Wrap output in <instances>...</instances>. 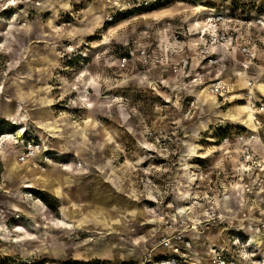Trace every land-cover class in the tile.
Here are the masks:
<instances>
[{
  "label": "rangeland",
  "instance_id": "374dc122",
  "mask_svg": "<svg viewBox=\"0 0 264 264\" xmlns=\"http://www.w3.org/2000/svg\"><path fill=\"white\" fill-rule=\"evenodd\" d=\"M157 1L0 0V126L44 146L26 164L18 145L0 147V260L138 264L171 223H199L221 211L223 223L187 234L194 264L197 237H245L233 228L229 204L244 189L243 174L254 179L249 204L264 210V173L255 165L243 173L235 140L254 135V160L262 158L264 116L256 130L244 85L255 77L253 97L264 100V0ZM232 2L250 10L233 12ZM210 13L234 17L237 35L256 53L249 70L242 71L237 46L215 48V66L200 63L194 44ZM142 49L160 63L139 65ZM124 56L132 60L122 68ZM185 57L188 70L174 73ZM216 78L228 86L223 99L208 92ZM3 113L23 119L14 125ZM8 145L24 167L18 175L7 171ZM32 179L34 188L23 187ZM245 196L239 207L247 206ZM141 208L144 214L135 212ZM184 208L187 219L178 212ZM71 211L72 221L62 215ZM197 259L209 264L204 252Z\"/></svg>",
  "mask_w": 264,
  "mask_h": 264
},
{
  "label": "built area",
  "instance_id": "2783aa9c",
  "mask_svg": "<svg viewBox=\"0 0 264 264\" xmlns=\"http://www.w3.org/2000/svg\"><path fill=\"white\" fill-rule=\"evenodd\" d=\"M155 2H157V0H145L146 5ZM233 21L234 17L225 18L221 15L209 14L205 20V22H207V28H204L199 32L198 40L194 44L196 54L200 57V63H205V65L208 66H215L218 63V59L214 54L215 48L220 47L228 49L237 46L240 54L244 57V61L240 63L242 71H247L254 66V61L256 59L254 47L251 46L248 41L245 42L239 38L235 30L236 26L232 24ZM135 59L141 66H152L160 63V60L154 55V52L146 49L138 51ZM131 60V58L124 56L121 59L120 67H125ZM190 64V58H182L178 63L172 66V71L174 73L184 74L188 70ZM254 86L253 79H249L245 82L246 100L248 106L253 111L252 124L257 130L262 128L263 125L260 118L261 116H264V100L254 99ZM208 92L215 99H223L228 93V86L224 81L216 78L209 83ZM24 136H27L25 135V132L22 134L21 138L17 133L5 132L0 134V147L11 142L13 139L17 142L15 145L21 147L22 151L18 157L20 163H25L26 161L33 159L37 153L42 152L44 149L43 143L36 142L29 136L26 138L28 140H24ZM255 138L254 135H238L235 137L236 142L241 144V148L239 149L240 159L242 160L240 168H242L243 173L246 174L251 172L253 165L258 168L259 172L264 173V148L262 158H259L258 162L254 160L253 146ZM225 141H227V139H225ZM78 167H80V164H78ZM263 176L258 182L259 185H261ZM244 177L247 176L243 174V176L238 178V181L242 182L244 186V194L251 196L253 195L254 179L248 177V180L250 181H247ZM189 210L185 214L181 213L186 219L190 214ZM203 217L205 220H202L199 223L182 221L184 226L174 227L175 225L171 223V226L168 228L170 229L168 231L170 234L161 238L157 246L146 252L138 264H189L192 255L190 250L192 248V242L190 238L187 237V234L200 227L201 224H204L205 226L209 222H217L218 224H221L227 219L221 211L212 214L206 213ZM231 218L232 217H230V219ZM244 221L248 222L246 228L250 231L264 232V222L256 221L249 217ZM248 243L249 238L243 240V237L240 236L236 238L232 237L227 247H211L208 260L209 264H264L262 258L260 260H254V257L257 255V249L253 248V246L247 247ZM156 248H159L161 252L153 253Z\"/></svg>",
  "mask_w": 264,
  "mask_h": 264
},
{
  "label": "crops",
  "instance_id": "0c3cea01",
  "mask_svg": "<svg viewBox=\"0 0 264 264\" xmlns=\"http://www.w3.org/2000/svg\"><path fill=\"white\" fill-rule=\"evenodd\" d=\"M253 77H254V75H253ZM255 78V77H254ZM254 78H252V79H254ZM223 81H224V79H223ZM254 87H256V86H254ZM256 89V88H255ZM245 108V107H244ZM249 112V111H248ZM16 115H19V113H17V114H15V115H13V114H8V113H3L2 114V117L7 121V122H11V121H14L13 119L14 118H17L18 117V119H20L21 117H19V116H16ZM6 116H10L9 118L8 117H6ZM22 119H23V117H22ZM22 119H20V120H22ZM20 148V147H19ZM21 151H22V149L20 148L19 149V152L17 153V158L19 157V155H20V153H21ZM260 150H258V153H259V155L263 152V150H261L260 152H259ZM2 152H0V154H1ZM8 153H11V152H8ZM12 155H13V152L11 153ZM39 155V153H37L36 155H35V157L36 156H38ZM13 157H14V155H13ZM15 158V157H14ZM32 159H30V160H28V161H26L25 163H23V164H26V163H28L29 161H31ZM17 162V161H16ZM86 164H88V160L86 159ZM232 197V201H230L229 202V204H230V206H235V209H232V216H233V219H232V224L234 223L235 225L233 226V228H235L237 231H238V233H240V234H242L243 236H245V237H243V238H245V239H247V238H249V240H250V244L251 245H253L254 247H258V255H259V257L261 256V258L264 260V247L262 246L261 248H259L262 244L264 245V232H255V231H250L249 229H247L246 228V224L248 223V222H245L244 220L247 218V217H249V218H253V219H255L256 221H261V222H264V210L262 209L263 207H262V205H259V204H254V203H252V204H249V202H250V200H251V198L249 197V196H247V198H246V202H245V204H247V206H248V204H249V207L248 208H246L244 205V207H245V209L246 210H244V211H241V210H243L242 208H244V207H239L237 204L238 203H240V201L244 198V197H246L245 196V194H244V191L243 190H239V191H237L236 193H235V195H234V197L233 196H231ZM249 197V198H248ZM214 198H216V196H213V199ZM218 199V198H217ZM217 199H214V200H217ZM229 199H231V198H229ZM259 199H260V197H259ZM219 200V202H220V205L222 204L221 202H223L221 199H218ZM217 200V201H218ZM259 203V202H258ZM260 204H262V201L260 202ZM135 212H138V213H140V214H144V212H145V210H143L142 208L141 209H136V211ZM64 214H62L64 217H66V218H68L69 220H74L75 219V216L72 214V211L71 212H63ZM181 215V214H180ZM74 222V221H73ZM20 229V228H19ZM18 229V230H19ZM224 229H227V228H224ZM223 234V232L222 231H217V232H214V234H211L212 236H210V234L209 235H207L205 232H204V234H206L207 235V237H206V235H204V237H203V242H201V241H198V237H197V241H194V244H195V246H194V249L192 250V252H193V254H194V257H193V263L194 264H199L198 262V259H197V255L199 254V253H201V252H204L205 254H206V256L207 257H209V255H210V250L208 251L207 249H206V252L205 251H203V249L206 247L205 245H206V243H208V245H209V247L211 248V247H223V246H228V244H229V241H221L220 240V238H219V236H220V234ZM190 234H193V233H190ZM189 234V235H190ZM194 235V234H193ZM213 235H214V237H213ZM224 235V234H223ZM256 236V238H257V240H259L260 242H258V244H256V241L255 240H253V239H255V237H253V236ZM195 236V235H194ZM209 237H210V239H209ZM204 245V246H203ZM249 263V262H248ZM250 264V263H249Z\"/></svg>",
  "mask_w": 264,
  "mask_h": 264
},
{
  "label": "bare ground",
  "instance_id": "6f19581e",
  "mask_svg": "<svg viewBox=\"0 0 264 264\" xmlns=\"http://www.w3.org/2000/svg\"><path fill=\"white\" fill-rule=\"evenodd\" d=\"M196 26H198V23H197V25ZM203 31H205V30H203ZM245 86V85H244ZM245 108L249 111V113L251 114V115H249L250 117H252V120H253V111L251 110V108L248 106V105H246L245 106ZM20 119H22V118H20ZM20 119H18L17 120V122L20 120ZM22 121V120H21ZM11 123L12 124H14V122L13 121H11ZM17 124V123H16ZM15 125V124H14ZM19 133V135L21 134V136H20V138L22 137V134H24V132L21 130V131H19L18 132ZM44 139V138H43ZM11 142H13L14 143V145L17 143L16 141H14V139L11 141ZM8 150H7V152H9V150H14V146H12V145H8L7 147H6ZM0 152H2V153H6V152H3L2 150H1V148H0ZM7 171L9 172V174L10 175H18V173H20L21 171L20 170H24V167L21 165H18L17 164V162H16V160H15V158H10L9 160H8V163H7ZM26 172H31V169L30 168H28V169H26ZM36 186V181H34V179H32V180H30V181H28V183L26 184V185H24L23 187H25V188H34ZM48 192V191H47ZM189 210V208H184V209H180L178 212L181 214H185L187 211ZM253 237H255L256 238V236L254 235ZM256 240V239H255ZM259 242V240H257V243ZM253 245H251L250 244V240H249V243L247 244V247H252Z\"/></svg>",
  "mask_w": 264,
  "mask_h": 264
},
{
  "label": "trees",
  "instance_id": "16d2710c",
  "mask_svg": "<svg viewBox=\"0 0 264 264\" xmlns=\"http://www.w3.org/2000/svg\"><path fill=\"white\" fill-rule=\"evenodd\" d=\"M158 2V1H157ZM157 2L151 4L150 6H154ZM240 10L241 13H246L250 10V6H246L244 4H240V6H237L235 5V2H232L231 5H230V10L234 12V10ZM244 9V10H243ZM13 130L10 129V127L8 128H4L2 126H0V134L2 133H5V132H12ZM1 264H8L9 263V260L8 259H3V260H0Z\"/></svg>",
  "mask_w": 264,
  "mask_h": 264
}]
</instances>
